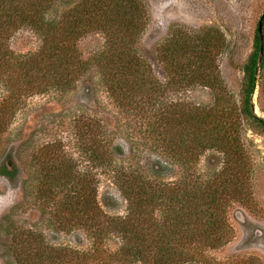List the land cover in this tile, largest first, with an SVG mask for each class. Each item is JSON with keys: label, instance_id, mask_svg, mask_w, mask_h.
<instances>
[{"label": "trees", "instance_id": "trees-1", "mask_svg": "<svg viewBox=\"0 0 264 264\" xmlns=\"http://www.w3.org/2000/svg\"><path fill=\"white\" fill-rule=\"evenodd\" d=\"M55 3L0 0V82L6 91L0 98V141L27 95L50 88L66 89L95 65L121 112L140 113L146 121L149 144L165 157L158 158L149 170H116L114 179L128 203L123 217L103 210L98 201L96 170L90 172L88 180L87 173L66 169L52 186L61 185L64 190L77 180L76 191L66 193L68 199L63 205L70 214L76 213L74 224L89 231L91 249L66 251L45 244L40 236L27 231L16 240L21 245L16 246V264H259L251 258L216 261L206 254L233 238L227 208L251 192L252 164L242 142V130L247 122L256 133H264V117L254 113L252 100L258 73L264 69L257 29L253 51L243 65L239 99H235L217 64L226 46L220 29L174 34L162 51L166 73L162 81L135 49L147 22L143 0H81L59 16L51 13ZM23 27L42 37L41 48L33 54H17L11 47V38ZM92 31L103 32L107 40L102 52L89 61L82 57L77 42ZM197 86L210 91L212 105L168 99L173 93ZM93 127L94 142L85 149L96 169L109 165L122 148L101 139L99 121ZM209 150L222 155L223 167L202 181L198 164ZM12 165L0 166V175L10 181L19 171ZM61 165L67 166L65 159ZM177 174L175 181L164 180V176ZM40 194L48 200L54 191L42 188ZM60 223L70 224L64 219ZM110 235L121 239L115 251L107 246Z\"/></svg>", "mask_w": 264, "mask_h": 264}, {"label": "rangeland", "instance_id": "rangeland-1", "mask_svg": "<svg viewBox=\"0 0 264 264\" xmlns=\"http://www.w3.org/2000/svg\"><path fill=\"white\" fill-rule=\"evenodd\" d=\"M79 1L56 0L51 13L59 16ZM143 2L147 22L136 39L135 49L152 66L156 76L166 80L162 51L174 34L199 33L216 27L226 37V46L217 58L218 68L231 96L239 99L243 65L254 48L264 0ZM106 40L103 32L92 31L78 40L77 48L82 57L90 61L102 52ZM10 44L17 54H33L41 48L42 37L37 31L23 27L11 38ZM4 88L0 82V98L6 92ZM168 99L202 107L213 103L210 91L202 86L173 93ZM252 100L254 113L264 117V69L258 73ZM98 121L101 139L120 145L122 151L116 152L109 165L106 163L95 169L85 148L89 149L94 142L93 124ZM145 123L137 111L121 112L95 65L66 89L50 88L27 95L0 141V166L7 164L11 168L15 164L19 170L13 181L0 175V264H16V246L21 248L17 244L18 236H25L27 231L40 236L45 244L66 251L91 249L89 231L74 224L76 213L70 214L63 205L68 199L66 193L76 191L77 180L64 190L61 185L52 186V182L61 180L64 171L71 167L76 173H87L88 180L90 172L94 174L96 170L98 201L103 210L111 216H125L128 203L114 179L116 170L121 167L149 170L158 158L165 157L161 150L149 144ZM242 142L252 164L251 192L242 200L231 202L227 208V217L234 229L233 238L220 248L207 250L206 254L216 261L251 258L264 264V133H256L245 122ZM62 159L66 160V167L61 165ZM163 164L166 167V163ZM222 167V155L209 150L201 156L197 170L201 180L207 181ZM179 175L164 176V180L175 181ZM42 188H51L54 194L48 200L42 199ZM63 219L70 224H61ZM120 245V237H108L109 249L115 251Z\"/></svg>", "mask_w": 264, "mask_h": 264}, {"label": "water", "instance_id": "water-1", "mask_svg": "<svg viewBox=\"0 0 264 264\" xmlns=\"http://www.w3.org/2000/svg\"><path fill=\"white\" fill-rule=\"evenodd\" d=\"M263 22H264V12L262 13L259 22H258V26H257V31L258 34L260 36V57H262L263 54V50H264V33H263Z\"/></svg>", "mask_w": 264, "mask_h": 264}]
</instances>
